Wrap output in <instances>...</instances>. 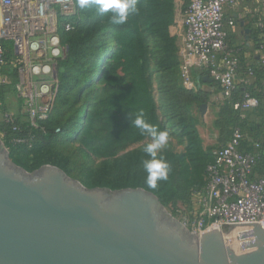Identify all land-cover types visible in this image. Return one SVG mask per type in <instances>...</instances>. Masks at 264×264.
I'll use <instances>...</instances> for the list:
<instances>
[{
	"label": "trees",
	"instance_id": "obj_1",
	"mask_svg": "<svg viewBox=\"0 0 264 264\" xmlns=\"http://www.w3.org/2000/svg\"><path fill=\"white\" fill-rule=\"evenodd\" d=\"M142 1L144 3L137 1L138 13L131 15L123 25H114L110 14L99 13L97 0H88L84 8L79 6V0H74L73 14L60 17V22H68L72 29L68 32L60 30L61 42L67 50L64 57L56 61L57 83L47 118L39 120L36 128L29 123L21 125L18 121L0 124L1 140L13 151L11 154L15 152L18 166L27 172L36 170L43 165L39 161L46 152L50 155V165L58 167L73 179H80L83 171L96 166L98 156L107 155L100 152L106 149L107 141L101 128L110 114L111 105L119 112L126 110L123 114L125 118L134 117L143 110L150 123L158 124L147 87L141 90L142 96L138 98L134 89L130 88V83L137 76L140 85H144V73L149 65V73L155 75L158 81L159 110L189 140L193 149L190 161L198 167L202 166L201 159L206 157L194 129L191 107L208 104V93L187 89L181 83L176 36L171 33L174 25L172 0ZM182 1L183 11H186L191 0ZM263 33L264 30L259 29L258 36L255 34L252 63L246 64L244 54L241 57L234 86L229 96L217 105L214 126L222 134L218 149L231 140L235 130L244 133L245 140L240 149L257 155L254 172L264 178V65L261 63L264 61V50L259 45ZM0 45L5 49L0 75L9 79L8 83L0 82L1 103L5 91L15 88L19 81L18 68L22 66V60L12 56L9 42L0 40ZM241 52L244 53L243 50ZM122 68H126L124 75L118 73ZM200 72L196 75L199 82L205 84L206 72L204 69ZM248 72L251 73V82L245 83L242 79ZM210 85L222 92L215 82ZM246 95L255 99L257 105L249 111L235 110L234 105L242 103ZM72 110L73 113L67 116ZM84 113L89 120L86 127L82 123ZM82 130H85V138L81 136ZM36 133L41 140L36 146L32 141L30 148L13 143L16 138H30ZM76 136L79 141H76ZM86 139V143L78 146V142ZM253 143H257L259 148L255 149ZM169 146L157 157H163L169 164L164 180L157 177L153 183L148 182L149 174L143 168V161L149 157L144 152L145 147H138L128 158L117 162L109 160L93 186L82 184L88 188L110 190L142 188L153 193L165 207L180 199L193 210L205 182L189 187L185 176L189 161L185 155H174ZM30 153L34 157L28 159ZM212 161L213 156L210 155L205 163L207 165Z\"/></svg>",
	"mask_w": 264,
	"mask_h": 264
},
{
	"label": "water",
	"instance_id": "obj_2",
	"mask_svg": "<svg viewBox=\"0 0 264 264\" xmlns=\"http://www.w3.org/2000/svg\"><path fill=\"white\" fill-rule=\"evenodd\" d=\"M0 264H264V227L192 232L149 191L27 172L0 139Z\"/></svg>",
	"mask_w": 264,
	"mask_h": 264
},
{
	"label": "built area",
	"instance_id": "obj_3",
	"mask_svg": "<svg viewBox=\"0 0 264 264\" xmlns=\"http://www.w3.org/2000/svg\"><path fill=\"white\" fill-rule=\"evenodd\" d=\"M236 2L191 0L183 18L184 54L198 68L207 70L208 76L222 88L223 97H228L234 86L244 54L241 48L227 42V28H233L235 23L224 20V10ZM258 2L264 11V0ZM73 12L74 0H0V40L9 42L12 56L22 60L15 89L33 121L45 120L53 103L49 92L56 88V61L67 50L61 42L60 30L72 29L68 22H60V17ZM259 45L264 50V33L260 35ZM4 52L0 45V63ZM261 63L264 65V61ZM180 67L182 85L193 89L189 66ZM249 80L250 72L242 81ZM0 82L8 83L9 79L0 75ZM36 103H42L40 109ZM256 105L257 101L246 95L234 109L249 111ZM244 140V133L235 130L231 140L214 152L213 161L207 165L205 185L196 199L198 225L206 224L199 233L222 230L224 224L253 222L264 227V178L254 172L257 155L240 149ZM13 143L31 147V141L26 138H16ZM253 146L259 148L257 143Z\"/></svg>",
	"mask_w": 264,
	"mask_h": 264
},
{
	"label": "rangeland",
	"instance_id": "obj_4",
	"mask_svg": "<svg viewBox=\"0 0 264 264\" xmlns=\"http://www.w3.org/2000/svg\"><path fill=\"white\" fill-rule=\"evenodd\" d=\"M138 1V0H137ZM176 0H172V9H173V21L174 23H177L178 25L183 26V18H184V12L183 11V1L179 0L178 6L175 5ZM141 3H144L141 0ZM145 7V5H142ZM140 18H138V21ZM178 54V51H177ZM178 57V56H177ZM181 65V64H180ZM151 68V66H147L145 73H144V85H140V79L139 77H134V82L130 83L131 90L134 89L136 98L142 96L141 90L144 89V87H147V95L151 97L152 103L155 109V114L157 116L158 124L156 126L159 130L167 131L169 133V138L167 144L160 150L157 151V157H159L163 152L165 151V148L170 145L169 149L172 151V153L176 156L179 155H185L186 159L189 161L187 162L188 165V172L185 174L189 187H193L195 185H200L202 182H205L207 178V172H206V161L208 160L209 156L214 154V152L218 149V147L221 146L220 144V138L221 133L218 129L214 126V121L216 119V113L213 114L214 109L212 107L207 112V108L204 110L201 109V106H192L191 107V115L193 119V125L194 129L198 136L199 145L202 149V151L205 154V159H201L200 164L202 163L201 167L196 166L195 163H192L190 160L192 158L193 149L190 148L189 140L187 137L183 136L178 130L177 127H174V123L171 121H168L162 114V112L159 110V93H158V81L155 75H152L149 73L148 68ZM125 69L122 68L118 70V73L121 75L125 74ZM151 75V76H150ZM36 80V79H34ZM49 85H52L51 82L48 83ZM55 89V88H54ZM50 90V95L54 98L55 90ZM28 92V91H26ZM48 93V94H49ZM145 95L144 97H146ZM135 100V99H134ZM37 109H40L42 106V103H36ZM216 104V103H215ZM53 103H50V109L52 107ZM217 106V105H215ZM215 108V107H213ZM49 109V111H50ZM218 110V109H217ZM126 112V110H123L119 112L116 107L110 106V114L106 117L104 124L102 125L101 132L105 136V139L107 140L105 143L106 149H102L101 153H107V155H100L98 156L97 164L90 170L83 171L81 180V184L87 186H93L94 180H96L101 172L104 170V166L108 164L109 160L114 161H120L123 158H128L131 153L134 152V150L138 147H145L148 143H151L152 140L147 135H142L140 130L136 128L135 126L131 125V119L134 117H123V114ZM73 113V110L70 111L68 115ZM86 113V112H85ZM83 114L85 120H82V123H84V126L89 123V120L87 119V115ZM29 109L22 103V100L20 99L16 89L14 87L9 88L5 91L3 94V102L0 103V124L1 123H7L10 121H18L21 125L29 123L33 128L38 127V120L31 118ZM81 136L85 138V130H82ZM1 136V135H0ZM29 139L32 142H35V146L38 145L41 140L38 133L32 134L29 136ZM81 137V138H82ZM1 139V137H0ZM76 141H79V137H75ZM2 141V140H1ZM88 140L80 141L78 142V146L81 143H86ZM3 142V141H2ZM5 145V144H4ZM6 147V145H5ZM9 151V156L12 162L15 163V152L14 154L8 147H6ZM111 155V157H109ZM28 159L33 158V154H28ZM110 158V159H109ZM207 159V160H206ZM40 165H50V155L46 152L43 153V156L41 158ZM205 163V164H204ZM17 165V163H15ZM42 165V166H43ZM205 165V166H204ZM20 166V165H19ZM54 166V165H53ZM41 167V166H40ZM86 187V186H85ZM88 188V187H87ZM195 206V205H194ZM165 207V206H164ZM168 212H170L173 217L178 220L180 223H182L185 227H187L192 232H198L199 230H203L206 227V224L201 227L198 225V211L195 207V209L192 210L188 206V203L183 202V200L178 199L174 203L169 204L167 207H165ZM199 233V232H198Z\"/></svg>",
	"mask_w": 264,
	"mask_h": 264
},
{
	"label": "crops",
	"instance_id": "obj_5",
	"mask_svg": "<svg viewBox=\"0 0 264 264\" xmlns=\"http://www.w3.org/2000/svg\"><path fill=\"white\" fill-rule=\"evenodd\" d=\"M179 0L175 1L176 7ZM224 20L234 21L235 26L233 28H227L228 30V44L233 47H239L244 51V58L247 63H252V55L255 53L253 50L255 34L258 36V31L264 30V11H262L258 0H237L234 6L225 7ZM171 33L176 36V46L178 50V60L180 64H186L189 66L191 79L193 82V90H201L208 93V104L206 105L207 112L212 107L214 109L213 114L217 112V106L223 100V94L215 86L210 83L215 82L210 75L208 76L207 70L204 77L210 78V82L205 81V84L199 82V77L196 75L203 69L198 68L193 63L192 58H188L183 52L184 45V28L180 24L174 23L171 28ZM198 73V74H199ZM195 75V76H194ZM251 80L248 81L250 83ZM216 83V82H215ZM218 84V83H216ZM220 87V86H219ZM222 89V88H221ZM216 103V104H215ZM215 107V108H213ZM253 119L254 117H250ZM255 120V118L253 119Z\"/></svg>",
	"mask_w": 264,
	"mask_h": 264
},
{
	"label": "clouds",
	"instance_id": "obj_6",
	"mask_svg": "<svg viewBox=\"0 0 264 264\" xmlns=\"http://www.w3.org/2000/svg\"><path fill=\"white\" fill-rule=\"evenodd\" d=\"M87 4L88 0H79L81 8L87 7ZM96 7L99 13L110 14V21L114 25L126 24L131 15L138 13L137 0H97ZM131 125L138 128L142 135H147L152 140L144 148V152L149 157L143 161V168L149 174L148 182L153 183L157 177L160 180L166 179L169 164L163 157L157 158V151L167 144L169 133L159 130L156 125L150 123L143 110L131 119Z\"/></svg>",
	"mask_w": 264,
	"mask_h": 264
},
{
	"label": "bare ground",
	"instance_id": "obj_7",
	"mask_svg": "<svg viewBox=\"0 0 264 264\" xmlns=\"http://www.w3.org/2000/svg\"><path fill=\"white\" fill-rule=\"evenodd\" d=\"M214 230H217V229H214Z\"/></svg>",
	"mask_w": 264,
	"mask_h": 264
}]
</instances>
